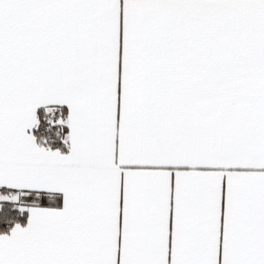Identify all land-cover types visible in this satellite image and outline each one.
<instances>
[{"label": "crops", "instance_id": "1", "mask_svg": "<svg viewBox=\"0 0 264 264\" xmlns=\"http://www.w3.org/2000/svg\"><path fill=\"white\" fill-rule=\"evenodd\" d=\"M1 189L0 264H264V0H0Z\"/></svg>", "mask_w": 264, "mask_h": 264}, {"label": "trees", "instance_id": "2", "mask_svg": "<svg viewBox=\"0 0 264 264\" xmlns=\"http://www.w3.org/2000/svg\"><path fill=\"white\" fill-rule=\"evenodd\" d=\"M68 111L63 106L39 108L37 123L33 130L36 143L50 150L68 152L66 140ZM8 198V199H6ZM49 197L37 192H17L0 190V236L9 235L15 228L27 221L28 208L31 206H49Z\"/></svg>", "mask_w": 264, "mask_h": 264}, {"label": "rangeland", "instance_id": "3", "mask_svg": "<svg viewBox=\"0 0 264 264\" xmlns=\"http://www.w3.org/2000/svg\"><path fill=\"white\" fill-rule=\"evenodd\" d=\"M6 199H8V198H6Z\"/></svg>", "mask_w": 264, "mask_h": 264}]
</instances>
